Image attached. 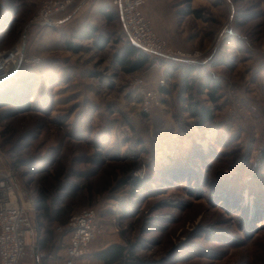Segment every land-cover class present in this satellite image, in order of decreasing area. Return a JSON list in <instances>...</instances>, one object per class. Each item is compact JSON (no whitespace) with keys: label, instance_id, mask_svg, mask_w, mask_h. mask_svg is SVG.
Wrapping results in <instances>:
<instances>
[{"label":"rangeland","instance_id":"rangeland-1","mask_svg":"<svg viewBox=\"0 0 264 264\" xmlns=\"http://www.w3.org/2000/svg\"><path fill=\"white\" fill-rule=\"evenodd\" d=\"M43 2L0 0V53L26 43L0 83L15 102L0 105V170L37 211L44 191L68 221L98 212L82 264L115 243L134 264H264V0H146L158 36L190 61L150 57L137 71L117 60L127 37L111 0H74L50 28L32 25ZM139 79L156 92L147 107ZM195 103L212 118L194 117Z\"/></svg>","mask_w":264,"mask_h":264},{"label":"built area","instance_id":"built-area-1","mask_svg":"<svg viewBox=\"0 0 264 264\" xmlns=\"http://www.w3.org/2000/svg\"><path fill=\"white\" fill-rule=\"evenodd\" d=\"M73 2L74 0H44L32 25L55 26L58 15L70 8ZM111 4L118 9L123 30L133 45L150 57H160L177 63L190 61L187 53L173 49L158 36L151 21L144 14L146 0H111ZM0 59L2 82L18 66L21 59L23 61L22 46L1 52ZM31 62L36 64L40 60L32 58ZM137 83L141 87L143 104L146 107L151 105L156 98V92L147 90L142 79L137 80ZM37 214L36 209L27 211L21 205L11 172L0 170V264H22L28 258L32 259V264H53V255L41 249ZM54 229L58 234H65L67 239L64 248L65 264H78L90 253L91 244L103 232L102 226L98 224V212L94 208L74 214L66 225H59Z\"/></svg>","mask_w":264,"mask_h":264},{"label":"trees","instance_id":"trees-1","mask_svg":"<svg viewBox=\"0 0 264 264\" xmlns=\"http://www.w3.org/2000/svg\"><path fill=\"white\" fill-rule=\"evenodd\" d=\"M116 11L118 18L120 19V14L117 8ZM193 13H197V11ZM105 16H107V18H111L113 14L109 12H105ZM46 27L50 28L49 26ZM83 37L92 38L94 36L90 34L88 36L84 35ZM69 47L73 51L78 50L76 46H69ZM125 48H126L125 51L123 52L122 55H120V57L117 60L120 63V65H123L125 67L127 71H137L139 69H142L150 62V56L146 52L142 51L141 49L133 45L128 39V37L126 40ZM157 58H159L161 61H165L166 63H168L167 69H170L169 68L170 64L179 65V63L171 60H167L160 57ZM127 65L129 67H127ZM179 66L184 67V64H180ZM193 73H194V69L186 68V71L184 72V77H187L186 81L189 80L190 77H192ZM205 81L206 83L204 84V86L206 88L207 93L211 96L213 100H215L218 91L221 89L220 85L212 78H206ZM159 92L166 93V89L164 88V86L162 85L159 86ZM14 104L15 102L9 98L7 100H3V99L0 100V105L2 106H9ZM191 114L196 118H200L202 122H205L210 118H212V114L210 113L209 109L205 108L202 105H199L198 103H195L193 105ZM137 187H141V184H137ZM39 199H40L39 201L42 202L41 205L39 204L38 206L39 211L38 214L36 215V220L39 225L40 244H41V249L49 254L50 252H53L55 249L57 250L59 248L57 244L58 241L57 242L55 241L58 240L60 236L61 239L62 238L65 239V234H58L54 232V230L53 232L60 236L58 238H51L50 234L52 233V230L49 229V226L58 225L57 223L66 225L68 221L67 217L69 214L67 213L66 210H64V208L51 210L50 207L46 205L47 197L45 196L44 191L40 192ZM48 246L51 247L48 248ZM133 254L134 252L132 249H128L124 245L115 243V244H109L108 246L94 252L93 258H95L101 264H134V262H132V259H135L132 257ZM135 261L137 260L135 259Z\"/></svg>","mask_w":264,"mask_h":264},{"label":"water","instance_id":"water-1","mask_svg":"<svg viewBox=\"0 0 264 264\" xmlns=\"http://www.w3.org/2000/svg\"><path fill=\"white\" fill-rule=\"evenodd\" d=\"M25 33H24V38H25ZM25 45H26V43H25V40H24V42H23V44H22V53L24 54V52H25ZM21 61H22V59H21ZM12 74V73H11ZM11 74L9 75V76H11ZM8 76V77H9ZM7 77V78H8ZM6 78V79H7ZM5 79V80H6ZM4 81V80H3ZM2 81V82H3ZM1 83V82H0ZM13 181H14V183H15V186H16V188H17V190H18V195H19V199H20V203H21V205L23 206V208H25L27 211H29V210H34V209H36L35 208V204H34V202H33V199H32V197H31V195L29 194V192L25 189V188H23L21 185H20V183H19V181L16 179V177L13 175ZM25 196H26V198H27V201H26V199H25Z\"/></svg>","mask_w":264,"mask_h":264},{"label":"crops","instance_id":"crops-1","mask_svg":"<svg viewBox=\"0 0 264 264\" xmlns=\"http://www.w3.org/2000/svg\"><path fill=\"white\" fill-rule=\"evenodd\" d=\"M120 22H121V18H120ZM121 25H122V22H121ZM108 246V245H107ZM59 247V246H58ZM106 247V246H105ZM65 245L64 246H61L59 247L57 250L55 249L53 252H50L49 254L50 255H53V257L55 258L54 260H52V263L53 264H65V257H66V254H65ZM98 251V250H97ZM96 252V250H95ZM91 252L88 253L86 256H84L79 262L78 264H82V262H85L87 261L88 262V258H90V255H91Z\"/></svg>","mask_w":264,"mask_h":264},{"label":"bare ground","instance_id":"bare-ground-1","mask_svg":"<svg viewBox=\"0 0 264 264\" xmlns=\"http://www.w3.org/2000/svg\"><path fill=\"white\" fill-rule=\"evenodd\" d=\"M1 60V59H0ZM1 64H2V62H1ZM10 73V72H9Z\"/></svg>","mask_w":264,"mask_h":264}]
</instances>
